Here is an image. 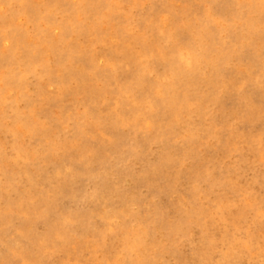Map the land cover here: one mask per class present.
<instances>
[{"label": "rangeland", "instance_id": "rangeland-1", "mask_svg": "<svg viewBox=\"0 0 264 264\" xmlns=\"http://www.w3.org/2000/svg\"><path fill=\"white\" fill-rule=\"evenodd\" d=\"M0 13V53L18 59L16 79L0 64V264H129L121 236L139 226L154 229L149 264H264V0H0ZM166 58L200 59V76L173 85ZM175 93L186 106L168 119L154 98ZM101 175L124 189L91 197Z\"/></svg>", "mask_w": 264, "mask_h": 264}, {"label": "bare ground", "instance_id": "bare-ground-1", "mask_svg": "<svg viewBox=\"0 0 264 264\" xmlns=\"http://www.w3.org/2000/svg\"><path fill=\"white\" fill-rule=\"evenodd\" d=\"M0 22H2L4 25L7 22L6 17L2 13H0ZM250 23L254 24V23H256V20L252 17ZM6 31L7 32L9 31V35L12 37H16L18 35V32L16 31V29H14V30L7 29ZM29 56H31V54L28 55V58H29ZM166 61H167L169 69L175 75L174 82L172 83L173 85L176 84L177 82H188L191 78H195L197 76H200L199 73L202 71V67H203L200 63V59H198V61H196V63H186V64H182L176 58H169V59L166 58ZM3 63H8L11 65L12 70H13V72H12L13 77L16 79V75H18L17 74V68H16V64L18 63V59H16V56H14V57L13 56H7V55H3L0 53V64L3 65ZM140 81H141L142 85H147L149 83L147 81V79H145V78H141ZM171 85L166 84L165 87L168 89V87H170ZM213 93L215 95V100L220 102L222 96L219 94L218 89L214 88ZM190 95L193 97L198 96L197 98L200 99L199 106L203 104L204 100L207 97V95H205V94L198 95V91H194V90H190ZM154 100H155V104H159V105H161L162 103L164 104V108H165L164 112L166 113V118H168V119H172V117L174 115L180 116L183 109L186 106V97L181 96L177 93L173 94L168 99H163V101H161L157 98H154ZM132 113H134V115L137 117L143 116L141 113V109L139 107L132 109ZM152 116L156 117V121L158 122L156 134L157 135L158 134L163 135V132L166 131V129L168 128L167 126L169 124H165L161 121H158L157 120V114H155V113ZM193 136L194 135L190 136L189 138L195 139V136L194 137ZM179 150H180V148H179ZM163 151H165V150H163ZM176 158H177V155L175 156V155H173L172 152L168 151V152H166V154L164 156V163L169 165L170 164L169 161H171V160L174 161ZM176 160H178V159H176ZM180 163H182V165H183V162H180ZM154 168H155V166H154ZM153 170H155V169H153ZM108 178L109 177L106 175L95 176V179L97 181V186L90 193L91 197H96L98 195H107V194L110 195L111 189H112V191L114 190L113 188H115V190H118L120 192L122 189H124L123 188L124 187L123 178H121L120 180L115 181V182H113V180L110 178L112 183H113V186H109L110 181L108 180ZM111 187H113V188H111ZM115 190L113 192H115ZM126 193H129V192L121 193L119 198L121 201H124L125 204H128ZM131 195H134V194L131 193ZM130 201H132V200H129V202ZM86 215L85 216L83 215L84 216L83 220H82V218L80 220V221H83L82 224H85L84 221H86V219H88V218L92 219L93 218L92 214L87 215L88 218H86L87 217ZM90 219L86 223L90 222ZM51 226H50L49 230L51 229L50 232H52V234H53L57 231L58 227L55 226V227L51 228ZM84 228H85V229H83L84 231L90 232L89 229L91 227L89 228V225L84 227ZM91 230H92V228H91ZM153 231H154V229L148 228L147 226H139V227H135L134 229H131L128 233L121 236V240H122L121 243L123 244V250L121 251V253L127 259L129 264H149L150 259L154 258L155 256H157L159 254L158 248L155 247L156 246L155 239H153V237H151V235H152L151 233ZM46 234H47V236H51V233H48V231Z\"/></svg>", "mask_w": 264, "mask_h": 264}]
</instances>
